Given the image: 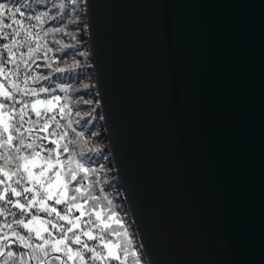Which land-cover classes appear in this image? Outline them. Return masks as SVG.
<instances>
[{"label": "water", "instance_id": "95a60500", "mask_svg": "<svg viewBox=\"0 0 264 264\" xmlns=\"http://www.w3.org/2000/svg\"><path fill=\"white\" fill-rule=\"evenodd\" d=\"M114 171L148 264H264V0H85Z\"/></svg>", "mask_w": 264, "mask_h": 264}, {"label": "snow or ice", "instance_id": "6c2138e0", "mask_svg": "<svg viewBox=\"0 0 264 264\" xmlns=\"http://www.w3.org/2000/svg\"><path fill=\"white\" fill-rule=\"evenodd\" d=\"M71 3L76 4V0H71ZM16 14L25 15L20 7L13 9L0 3V32L12 28V24H21L15 18ZM6 18L11 19L12 23H5ZM35 19L39 21L41 16ZM32 27L24 33L23 42L17 39L21 36L17 28L2 37L3 40L10 39V43H0V160L4 162L0 165V216L6 210L10 211L6 209L7 205L17 209L16 212H10L15 219L3 226L11 229L20 245L32 249L33 258L36 253L47 257L51 251L59 253L52 260L60 264H110L112 261L126 264L128 257L132 258L133 264H142L139 250L133 248V239L130 238L125 222L113 210V201L107 195L104 199L107 201L108 215L104 216L102 211H97L101 207L99 197L91 191L95 181L84 183L97 169L84 159L85 151L79 154L70 151L69 145L75 144L76 140H68L69 133L63 130L64 126L55 114L61 97L53 95L54 90L49 88L40 87L37 90L29 86V81L38 82L40 79L48 80L49 77H34L28 73L20 79L21 65L25 69L31 68L37 58L34 54L40 51V37L38 33L32 32ZM33 35L36 37V46L32 47L29 43L27 52H21L20 49L31 41ZM17 52L20 53L19 58ZM26 56L28 59H25ZM56 71L62 72L64 69L57 68ZM56 87L65 90L62 84ZM41 93L46 96L40 98ZM17 96L32 99L17 100ZM85 103L91 104L92 101ZM66 108V104L59 108L61 119L64 118ZM26 124L29 126L25 127ZM67 128H72L71 123ZM72 131L78 138L84 135L75 129ZM65 153L68 155L65 156ZM103 167L100 165V169ZM50 201L53 203L50 204ZM56 205L61 208L58 210ZM85 205L88 209L84 208ZM74 211L80 212V216L72 215ZM86 215L87 219H82ZM113 218L118 227L109 223ZM13 224L23 229L26 235L16 231ZM113 236L122 239L114 241ZM33 239L39 243L33 245ZM7 240V234L0 236V256L5 255L7 244L3 241ZM92 241L95 243H89ZM7 258L15 260V253L9 250ZM20 264H23L22 260Z\"/></svg>", "mask_w": 264, "mask_h": 264}, {"label": "trees", "instance_id": "16d2710c", "mask_svg": "<svg viewBox=\"0 0 264 264\" xmlns=\"http://www.w3.org/2000/svg\"><path fill=\"white\" fill-rule=\"evenodd\" d=\"M0 3H5L13 9L20 7L25 14L24 16L16 14L15 17L21 22L22 27L21 24H12V28H5L0 32V43H10V39L3 40L2 37L5 33L11 34L17 28L21 31V36L17 37V39L22 42L25 40L24 33L32 26H34L32 27V32L34 34L38 33L40 37L38 41L40 51L34 54L37 57L35 63L31 64V68L28 69L21 65L20 79L22 80L23 76L28 73H31L34 77H49L48 80L29 81V86L37 90L40 87L49 88L54 90L53 95L61 97V100L57 102L55 114L56 119L64 126L63 130L69 133L68 140H76L75 144L69 145L70 151L76 154L85 151L84 159L91 167L97 169L96 172L89 176L87 181H84L85 184L95 181V186L91 191L93 195L99 197L101 207L97 211H102L104 216L108 215V205L104 199V196L107 195L108 199L113 201V210L125 222V227L131 234L130 238L133 239V248L139 250L142 264H148L135 233L128 208L123 200L111 160L99 104L97 103V91L92 77L91 61L86 43L84 0H76V4H72L71 0H0ZM44 13L47 15H42ZM36 16H41V20L37 21L35 19ZM28 17H32V19ZM5 23L11 24L12 20L6 18ZM55 29H61V31H55ZM29 43L32 47L36 46L35 35L20 51L27 52ZM80 53H84V55H80ZM4 55L6 56L7 53H4ZM19 55L20 53L17 52V58H19ZM25 59H28V57L26 56ZM77 62L79 66H77ZM8 67H13V65ZM57 68L64 69V71L57 72ZM58 84L64 85L65 90L61 91L57 88ZM45 96L46 94L44 93L40 94V98ZM30 99L32 97L17 96V100ZM85 101H92V103L88 104ZM65 104L67 108L65 109L64 118L61 119L59 108ZM16 107L19 108V105H16ZM69 123H71L72 128H67ZM28 126L27 124L25 125V127ZM72 129H75L76 132H83V137H76ZM92 133H97V135L93 136ZM88 149H96L97 151H88ZM64 155L67 156L68 154L65 153ZM3 163L0 160V165ZM100 165L104 166L103 169H100ZM104 181H107V183H104ZM0 190H2V186H0ZM49 203L53 202L50 201ZM56 207L58 210L61 208L60 205H56ZM84 208L88 209V206L85 205ZM6 209H10V211L6 210L5 214L0 216V236L7 234L8 240L3 241L4 244H7V247L4 248L5 255L0 256V264H5L6 260L7 264H20L21 260L23 264H41L42 261L43 264H60L59 261L52 260V257L59 255V253L51 254L52 252L49 251L47 257L41 253H36L35 258H33L32 249L18 243V238L12 235L11 229L3 226L5 223H11L15 219L10 212H16L17 209L12 208L11 205H7ZM40 215L45 216L44 213H40ZM72 215L80 216V212L74 211ZM82 219H87V215ZM114 221L115 218L109 223L118 227ZM48 227L51 228L50 225ZM13 228L20 232L21 235H26V232L17 225L13 224ZM112 239L115 241L122 239V237L113 236ZM32 243L34 245L39 243V241L33 239ZM89 243H95V241ZM9 250L15 253V260L7 258ZM24 253H28V255H23ZM110 264H118V262L112 261ZM126 264H133L131 257L127 258Z\"/></svg>", "mask_w": 264, "mask_h": 264}, {"label": "rangeland", "instance_id": "374dc122", "mask_svg": "<svg viewBox=\"0 0 264 264\" xmlns=\"http://www.w3.org/2000/svg\"><path fill=\"white\" fill-rule=\"evenodd\" d=\"M84 9H85V0H84ZM85 29H86V13H85ZM86 37H87V29H86ZM86 43H87V50H88V52H89V46H88V39H87V41H86ZM90 56V55H89ZM91 61V60H90ZM92 68V67H91ZM92 74H93V72H92ZM93 77V76H92ZM93 80H94V77H93ZM94 84H95V80H94ZM95 88H96V85H95ZM97 91V90H96ZM97 97H98V95H97ZM98 104H99V98H98ZM99 108H100V106H99ZM100 112H101V110H100ZM101 117H102V115H101ZM103 121V120H102ZM104 125V124H103ZM110 155H111V153H110ZM111 160H112V158H111ZM113 167H114V165H113ZM122 192V191H121ZM124 200V199H123ZM125 202V201H124ZM134 225V224H133ZM134 230H135V226H134ZM135 233H136V231H135ZM136 235H137V233H136ZM137 238H138V235H137ZM139 241V240H138ZM139 244H140V242H139ZM141 246V245H140ZM24 249V248H23ZM142 249V248H141ZM143 251V250H142ZM51 254H54V253H51ZM50 254V255H51ZM144 254V253H143ZM145 256V255H144ZM146 258V257H145Z\"/></svg>", "mask_w": 264, "mask_h": 264}]
</instances>
